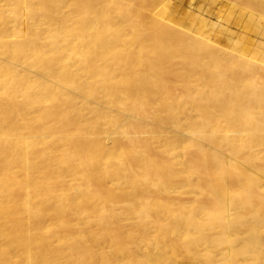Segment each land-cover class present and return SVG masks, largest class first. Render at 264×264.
Listing matches in <instances>:
<instances>
[{
    "label": "bare ground",
    "instance_id": "6f19581e",
    "mask_svg": "<svg viewBox=\"0 0 264 264\" xmlns=\"http://www.w3.org/2000/svg\"><path fill=\"white\" fill-rule=\"evenodd\" d=\"M0 264H264V0H0Z\"/></svg>",
    "mask_w": 264,
    "mask_h": 264
}]
</instances>
